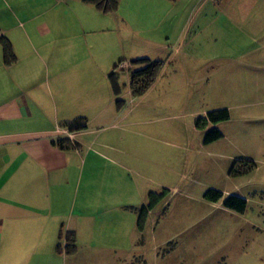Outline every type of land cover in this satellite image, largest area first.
I'll use <instances>...</instances> for the list:
<instances>
[{"label":"crops","instance_id":"crops-1","mask_svg":"<svg viewBox=\"0 0 264 264\" xmlns=\"http://www.w3.org/2000/svg\"><path fill=\"white\" fill-rule=\"evenodd\" d=\"M122 1L117 12L107 14L84 0H0L8 11L0 22V38L10 41L16 56L7 66L0 44V264H264V27L260 35L245 32L243 43L235 35H215L211 62L216 77L221 75L243 99L228 107L229 121L205 131L195 128L203 137L218 128L223 134L218 143L227 142L239 156L218 147L208 151L213 145L203 138L202 152L218 155L217 168L231 187L220 189L224 198L218 203L205 199L201 224L173 244L175 236H166V226L160 239L153 229L155 217L165 222L169 216L156 210L161 202L139 230L138 212L152 192L136 182L125 187L124 150L103 141L105 130L123 118L117 105L114 114L105 116L124 98L114 94L109 77L120 61L148 55L151 61H163L164 69L181 55L180 64L188 71L186 58H197L201 65L205 52L182 51L188 39L179 35L182 14L172 15L181 0H129L126 4L142 16L151 11L160 22L171 21L169 28L180 32L178 47L140 35L137 44H149L147 51L125 52L124 37L114 35L118 44L113 53L108 24L124 20ZM184 1L186 12L238 3L247 17L264 7V0ZM19 30L21 35H11ZM78 119L88 127L73 132L74 148L57 147V140L67 139L61 131H70L67 125ZM104 121L109 124L103 128ZM240 161L252 163L254 170L231 175ZM233 196L246 201L243 213L224 206ZM67 233L76 236L77 249L70 255L58 250Z\"/></svg>","mask_w":264,"mask_h":264},{"label":"rangeland","instance_id":"rangeland-1","mask_svg":"<svg viewBox=\"0 0 264 264\" xmlns=\"http://www.w3.org/2000/svg\"><path fill=\"white\" fill-rule=\"evenodd\" d=\"M128 1H122L123 6L119 11L124 20L121 18V23L109 20L107 35L112 39L110 49L113 53L117 50L115 44H118L114 35L124 37L125 52L147 51L145 47L149 44L140 47L137 44L140 35L164 38L163 43L178 47L175 38L180 32L176 28H169L171 21L160 19V22L151 17V11L150 17L148 14L144 17L132 3L126 4ZM183 2L185 1L178 2V7L172 14H182L180 31L183 32L179 35H186L188 39L184 49L183 44L181 48L182 51H204L205 54L200 57L201 65L196 61L197 58L188 57L186 62L189 70L184 71L185 68L180 64L181 55H178L175 62L163 70L157 83L146 95L133 97L130 93L129 71H122L119 67L120 63L125 62L117 63L116 67L119 68L115 70L114 67L112 71H116V81L120 94L124 97L123 103L114 104L105 116L114 114L117 105L121 112L120 118H123L119 126L108 128L103 134L104 142L124 150V158L120 161L125 169V187L133 188L136 182L142 189L163 196L156 210L168 212L169 216L165 222L155 217L153 229L156 228L157 238L160 239L164 237L163 229L166 226V236H175L170 241L173 244H180L201 224L198 221L203 210L208 207L204 198L208 190L220 191L221 188L231 187L226 173H220L217 168L216 164L221 162L218 155H208L205 151L215 152L213 147L222 148V152L229 155H233L235 151L227 148V142H217L210 144L213 146L202 152L200 142L204 137L195 128L197 119L208 112L228 109L243 99V93L239 95L238 89L230 84L227 86L226 80H220L221 75L220 78L216 77L219 74L211 62L215 35H235L237 43H243L245 32L260 35L263 32L260 29L264 27V18L261 15L264 7L258 6L253 16L247 17L243 15L244 9L238 3L231 8H217L208 4L186 12ZM0 5V9L4 11L0 13L1 22L8 11L4 10L1 2ZM254 8L256 7H252ZM13 12L19 14L18 9L14 8ZM11 35H21V32L19 30ZM135 39L136 44L132 42ZM141 58L150 60L151 56ZM195 67L199 70L195 71ZM241 77L243 79V74ZM198 79L202 80L197 82ZM105 105L101 104V108ZM108 124V121H104L102 127ZM232 126L234 125H226L230 128ZM235 155L239 156V153ZM132 188L126 189V192ZM142 208L141 206L140 209ZM186 228L188 229L182 232Z\"/></svg>","mask_w":264,"mask_h":264},{"label":"trees","instance_id":"trees-1","mask_svg":"<svg viewBox=\"0 0 264 264\" xmlns=\"http://www.w3.org/2000/svg\"><path fill=\"white\" fill-rule=\"evenodd\" d=\"M86 3L95 6L98 10L102 11L103 13H114L119 10L120 3L122 0H84ZM0 44L3 47L4 51V61L7 66H11L16 62V56L13 51L12 44L6 38H0ZM122 63H120L121 65ZM119 65V67H120ZM118 66L115 68L118 69ZM165 64L163 61L155 60H147V59H140L131 62V68L125 71H129L130 81V93L133 97H142L146 95V93L150 90V88L157 82L159 77L161 76L164 70ZM113 71L110 74V81L112 84V89L114 94L119 98L120 88L116 81V71ZM124 71V69H121ZM123 103L122 99L117 100L116 104L121 105ZM230 120V112L227 109L211 111L207 113L205 117H200L196 121V128L201 131L207 130V128L212 125L216 126L220 123L227 122ZM88 127L87 121L84 119H78L73 123L67 125V128L71 132H81L86 130ZM223 138L222 132L214 127L207 131L204 137V143L206 145L218 142ZM57 147L62 150H70L74 148L76 145L75 142H72L67 139H60L54 143ZM74 145V146H73ZM247 167V168H245ZM254 170V165L249 162L240 161L234 164V167L231 170V175H243L250 173ZM162 195H157L151 193L149 196V202L147 206H144L142 209L139 210V220H138V228L140 231L144 230L145 222L149 211L153 210L162 200ZM223 193L220 191L210 189L205 194V199L212 203H218L223 200ZM224 206L230 210H234L238 213H243L246 210L247 203L245 200L238 198V197H229L225 200ZM66 244L64 248L62 245L58 246V250L64 249L66 254H74L76 252V236L74 233H67L65 237Z\"/></svg>","mask_w":264,"mask_h":264},{"label":"built area","instance_id":"built-area-1","mask_svg":"<svg viewBox=\"0 0 264 264\" xmlns=\"http://www.w3.org/2000/svg\"><path fill=\"white\" fill-rule=\"evenodd\" d=\"M120 68L121 69H124V70H128L131 68V62H125V63H122L120 65ZM60 135H63L65 136L66 138H68L72 143L75 142V139H76V134L71 132V131H68V130H65V131H61Z\"/></svg>","mask_w":264,"mask_h":264}]
</instances>
